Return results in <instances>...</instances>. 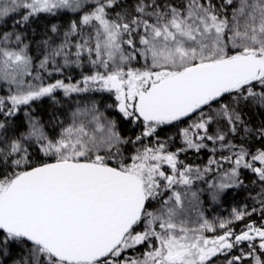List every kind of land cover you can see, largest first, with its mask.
Returning a JSON list of instances; mask_svg holds the SVG:
<instances>
[{
  "label": "snow or ice",
  "instance_id": "obj_1",
  "mask_svg": "<svg viewBox=\"0 0 264 264\" xmlns=\"http://www.w3.org/2000/svg\"><path fill=\"white\" fill-rule=\"evenodd\" d=\"M0 264H264V0H0Z\"/></svg>",
  "mask_w": 264,
  "mask_h": 264
}]
</instances>
